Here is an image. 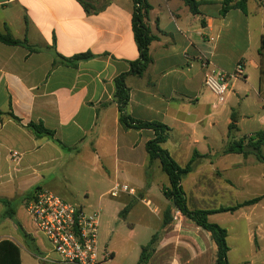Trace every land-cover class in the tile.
<instances>
[{"label": "crops", "instance_id": "0c3cea01", "mask_svg": "<svg viewBox=\"0 0 264 264\" xmlns=\"http://www.w3.org/2000/svg\"><path fill=\"white\" fill-rule=\"evenodd\" d=\"M85 1L87 8L80 0H0V34L27 41L0 42V200L9 201L14 210V217H4L6 208L0 201V241L9 239L19 246L22 264H48L42 260L47 250L35 238L25 201L36 189L58 194L61 187L54 183L62 170L97 174L98 182L141 190V198L126 193L117 197L125 207L131 206L126 218L121 212L119 216L125 220L136 211L151 214L154 224L141 220L151 238L161 230L170 205L163 193H155L157 175L163 171L159 161L150 163L146 150L154 131L123 126L114 99L115 79L128 73L130 63L140 56L133 0ZM199 1L200 13L195 15L182 0H147V23L155 37L151 62L142 76L127 78V113L139 121L166 125L170 130L162 147L180 166H186L195 152L200 155L183 178V188L185 178L195 175L190 185L199 191L208 184L210 191L221 190L233 200L206 209L186 195L191 210H216L259 198L252 206L214 214L209 220L219 224L218 216L230 215L251 221L247 240L254 264H264V144L258 153L225 152L235 136L229 135L233 116L235 133H244L239 140L244 147L264 131L259 55L264 0H249L245 11L232 9L225 15L221 0ZM80 54L92 57L75 64L73 58ZM57 55L68 62L55 64ZM203 60L227 73L244 64V77L232 83L226 103L217 104L205 88ZM31 123H42L61 144L38 137ZM251 153L257 156L253 160ZM211 158L217 160H207ZM129 225L136 228L133 221ZM227 230L230 264H248L235 257L237 239ZM110 252L112 257L102 264L117 257L115 250ZM215 256L210 234L181 216L164 230L148 264H214Z\"/></svg>", "mask_w": 264, "mask_h": 264}, {"label": "trees", "instance_id": "16d2710c", "mask_svg": "<svg viewBox=\"0 0 264 264\" xmlns=\"http://www.w3.org/2000/svg\"><path fill=\"white\" fill-rule=\"evenodd\" d=\"M190 9V11L197 15L200 13V1L199 0H182ZM249 0H221L222 9L221 14L225 15L232 9H240L242 11L246 10ZM84 7H88L89 3L85 0H80ZM133 31L135 35V40L139 50V59L131 62V68L128 73L121 74L115 79V92L114 99L118 104L120 111V122L126 128L133 129H149L154 131V137L151 139L147 145L146 150L148 152L150 163L154 161H159L162 171L167 175L169 180V186L166 187L163 192L166 199L169 200L170 205L163 213V224L160 231L156 232L149 243L142 247L140 259L137 264H148L151 257L156 251V248L161 240V236L164 230L174 221V212L176 210L180 211L181 214L190 222L196 224L211 236L212 241L216 245V256L214 259V264H230L228 259V253L230 247L228 245V230L216 223H212L209 217L214 214L219 213H234L239 209L247 206H252L259 202V198L251 199L243 203H239L233 207H221L216 210H201L195 209L191 210L188 207L186 193L182 186L183 178L188 175L193 170L194 163L196 159L200 158V155L195 152L192 159L186 164V166H180L169 154V152L162 147V145L167 141L169 135V128L159 122H143L134 119L127 113V106L130 101V88L127 85L128 76H142L151 62L150 58V45L154 41L155 37L151 34L150 28L147 23V18L151 6L147 0H133ZM0 42L7 45H26V40H16L11 34H0ZM260 55V72H261V84H264V35L261 39V45L259 48ZM92 57L90 54H80L73 58L75 64L88 60ZM68 60L57 55L55 64L67 63ZM1 115V112H0ZM237 118L232 117V123L229 125V135L230 138L233 136V131L237 128ZM29 128L38 136H46L51 140L56 141L55 133L49 129H46L44 125L31 123ZM257 140L251 139L248 143L249 147L261 149L264 144V131L258 132L256 134ZM226 153H243L248 154L244 151V144L241 141H233L229 144V147L225 151ZM261 154V153H260ZM260 154L258 156L260 157ZM40 189H36L34 194ZM32 194V195H34ZM1 203L6 208L4 217H14V210L11 208V203L7 200L1 199ZM130 210V207H125L121 211L120 216H124ZM24 234V233H23ZM24 236H26L24 234ZM0 264H22L20 248L17 244L9 239L0 241Z\"/></svg>", "mask_w": 264, "mask_h": 264}, {"label": "rangeland", "instance_id": "374dc122", "mask_svg": "<svg viewBox=\"0 0 264 264\" xmlns=\"http://www.w3.org/2000/svg\"><path fill=\"white\" fill-rule=\"evenodd\" d=\"M233 134L235 135L233 141L238 142L240 139H243L244 133H235V131H233ZM233 141H231L230 144ZM250 155L252 160L257 157L253 153ZM207 160L214 161L217 159L211 158ZM157 176L159 181V189H157L155 193L158 194L159 197H162L161 194H164L163 190L166 188L165 186H169V180L167 175L163 172H160ZM194 176L195 175L187 176L184 183V191L192 203H196L198 201L200 206L209 209L220 206L221 204V206H225V204H230V202L233 201L229 197L221 195V193H223L221 190L215 189L210 191L211 186H208V184L206 186L201 185L202 187H205V190L199 191L194 187L193 184V186L190 185L193 181L192 179H194ZM58 177L60 180L54 183L56 186L61 187L60 190L57 191L59 192L58 194H61L63 197H65L68 202L83 206L89 212L98 211L100 213V253L106 257L107 260L112 257L110 252L111 250H115L117 253V257L113 260H110L107 264H137L141 255L142 247L147 245L151 238L150 235L145 233L143 227L141 226L143 224L141 220H150L154 224L156 219L152 217L151 214H145L143 212L136 211L131 217L123 220L119 216V213L125 208L124 203L119 198H112L108 194V191L114 184H112L110 181H105L104 183L98 182L99 175L97 174L84 175L79 172L70 174L66 172V170H62L58 174ZM211 185H213V183ZM198 192L201 194L198 195ZM141 193V190H137L135 196L141 198ZM199 196L201 198H199ZM129 204H131V202ZM11 206L13 207V205ZM129 207L131 206L129 205ZM126 216L127 214H125L123 218H126ZM132 221L136 225L135 229H132V227L129 225L132 223ZM216 222L229 228L233 239H237L238 245L234 250L235 257L240 259L243 258L242 260L248 264H254L255 259L252 255L253 249L247 240V236L251 228V221L236 220L230 215H220L216 218ZM36 235L37 236H35V238L38 241L44 243V248L48 250L50 257L56 258L55 253L50 252L51 247L49 246L47 240L39 233H36ZM22 251L25 253L23 248Z\"/></svg>", "mask_w": 264, "mask_h": 264}, {"label": "built area", "instance_id": "2783aa9c", "mask_svg": "<svg viewBox=\"0 0 264 264\" xmlns=\"http://www.w3.org/2000/svg\"><path fill=\"white\" fill-rule=\"evenodd\" d=\"M207 72L205 88L214 96L217 104H224L232 90V83L244 77V64L239 63L233 73L211 67L210 62H202ZM16 154V153H15ZM121 193L135 195L136 190L125 184H115L108 194L117 198ZM27 213L35 231L49 243L42 260L48 264H102L106 257L99 248L100 213L89 212L83 206L64 200L50 189L42 188L25 201ZM181 216L174 212V221Z\"/></svg>", "mask_w": 264, "mask_h": 264}, {"label": "water", "instance_id": "95a60500", "mask_svg": "<svg viewBox=\"0 0 264 264\" xmlns=\"http://www.w3.org/2000/svg\"><path fill=\"white\" fill-rule=\"evenodd\" d=\"M244 151L245 152H254V153H258V150L256 148L253 147H244Z\"/></svg>", "mask_w": 264, "mask_h": 264}]
</instances>
